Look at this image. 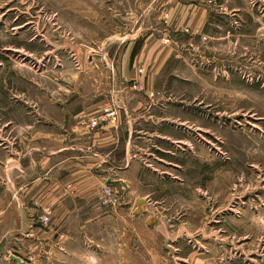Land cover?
Segmentation results:
<instances>
[{
	"label": "rangeland",
	"instance_id": "rangeland-1",
	"mask_svg": "<svg viewBox=\"0 0 264 264\" xmlns=\"http://www.w3.org/2000/svg\"><path fill=\"white\" fill-rule=\"evenodd\" d=\"M235 1L239 18L264 19V0ZM101 2L0 0V129L25 102H34L36 115L39 83L77 76L85 92L89 69H103L104 38L114 26ZM235 22L242 35L214 47L197 41L185 58L167 63L150 92L153 113L173 116L174 140L190 141L154 153L174 166L152 163L158 172L146 175L150 191L166 201L159 223L152 212L143 218L160 225L157 247L118 248L111 233L106 248L76 239L68 244L74 249H56L51 259L25 253V264H264V25ZM186 117L189 128L180 124ZM154 128L163 132L161 124ZM14 245L9 250L19 252ZM6 256L0 264H16Z\"/></svg>",
	"mask_w": 264,
	"mask_h": 264
},
{
	"label": "crops",
	"instance_id": "crops-1",
	"mask_svg": "<svg viewBox=\"0 0 264 264\" xmlns=\"http://www.w3.org/2000/svg\"><path fill=\"white\" fill-rule=\"evenodd\" d=\"M101 4L103 15L113 11L108 20L114 26L104 38L103 69H89L93 75L87 78L85 92L79 91L82 83L77 76L67 84L39 83L36 115L31 112L34 102H25L20 113L6 114V128L0 129V244L6 242L0 260L7 255L5 262L13 263L10 255L21 259L31 251L51 259L56 249L72 250L69 242L82 238L89 247L103 249L111 233L118 248L152 242L157 247L160 225L149 226V218H143L152 212L159 223L166 201L150 191L146 175L158 172L152 163L170 165L154 153L167 155L168 146L188 148L190 141L188 135L174 140L173 132H168L174 118L153 113L157 103L150 92L167 63L185 58V49L197 41L207 38L214 47L225 38L242 35L235 21L264 25L263 18H239L242 6L235 0H102ZM136 82L142 84V92L133 91ZM108 108L113 116L90 128L89 122ZM160 124L161 133L154 128ZM180 124L189 128V118ZM157 140L165 151L157 148ZM106 186L121 194V206L101 205ZM44 208L50 211L46 226L38 221ZM11 244L19 252L10 251Z\"/></svg>",
	"mask_w": 264,
	"mask_h": 264
},
{
	"label": "built area",
	"instance_id": "built-area-1",
	"mask_svg": "<svg viewBox=\"0 0 264 264\" xmlns=\"http://www.w3.org/2000/svg\"><path fill=\"white\" fill-rule=\"evenodd\" d=\"M206 38H203L205 40ZM142 72V71H140ZM133 91L136 92H142L143 87L141 83H134ZM152 96V95H151ZM113 110L111 108H108L104 111V113L96 118H94L92 121L89 122L90 128H96L99 126L102 122H105L107 118L113 116ZM101 205L104 207H118L122 205V197L118 193H115L113 189L110 186H106L102 190V198H101ZM50 220V211L48 209H41L39 213L38 221L42 226H46L49 223Z\"/></svg>",
	"mask_w": 264,
	"mask_h": 264
},
{
	"label": "water",
	"instance_id": "water-1",
	"mask_svg": "<svg viewBox=\"0 0 264 264\" xmlns=\"http://www.w3.org/2000/svg\"><path fill=\"white\" fill-rule=\"evenodd\" d=\"M144 204L143 200H140L138 202V208L141 210L142 206ZM5 241L3 243L0 244V254L2 253V251L4 250V246H5ZM10 260L17 263V264H25L19 257L15 256V255H10L9 256Z\"/></svg>",
	"mask_w": 264,
	"mask_h": 264
}]
</instances>
